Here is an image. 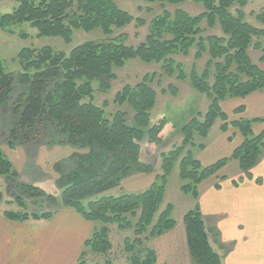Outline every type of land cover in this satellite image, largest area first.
<instances>
[{"label": "trees", "instance_id": "16d2710c", "mask_svg": "<svg viewBox=\"0 0 264 264\" xmlns=\"http://www.w3.org/2000/svg\"><path fill=\"white\" fill-rule=\"evenodd\" d=\"M131 1L158 4L161 12L146 23L143 18L133 17L120 9L115 0H15L16 6L11 12L0 14V29L28 23L37 30L36 37H60L67 43L71 41L73 31L78 29L85 32L99 29L108 38L84 42L68 54L56 52L49 46L24 47L17 54L19 70L14 79L0 60V105L16 80L27 89L25 96H18V104L13 108L19 130L26 132L23 139L29 138L28 134H32L41 120H46L66 134L70 145L86 146L92 152L83 155L82 162L79 161L74 170L62 173L56 180L61 191V206L74 210L86 221L100 223L84 241V251L76 264L94 261V254L108 256L112 253L109 238V225L112 224L119 230H133V237H126L122 242L129 264H155L154 249L144 243L172 229L176 223L171 217L172 205L168 203L163 208L161 205L167 177L176 163L179 176L185 181L180 190L191 194L194 200L193 207L182 217L190 264H222L227 248L220 241L218 229L205 223L198 204V186L217 174L230 159L236 160L241 172L250 179V170L264 156V132L252 131V125L262 119L240 117L228 121L220 106L227 98H244L264 90V71L248 54L250 47L264 53V12L249 13L263 26L256 27L245 19L246 0ZM186 1L201 4L203 11L193 15L178 7ZM169 6L175 7L169 10ZM136 9L151 11L147 5H138ZM132 21L137 26L147 25L142 41L130 45L125 42V33L112 36L115 29ZM213 27H218L220 34H207V29ZM20 36L27 37L25 33ZM192 49H195V60L207 55L201 73L193 65L187 74L183 64L175 59L176 56H188ZM135 58L159 64L166 77L177 80L189 77L191 86L204 94L209 104L205 113H197L180 128V144L159 154V173L145 190L112 194L108 191L118 187L121 180L132 173L154 171L151 164L140 160L143 141L147 139L148 144L159 145L162 130L173 126L164 116L151 122L150 111L157 96L151 86L155 72L144 75L134 85L125 84L114 96L116 105L127 104L133 111L132 125L127 123L126 113L121 110L107 117L106 101L101 106L94 104V83H98L99 90H107L110 81L115 79L114 68ZM259 60L264 61V55ZM167 90L173 95L178 92L172 84ZM167 90L162 89L161 93L165 94ZM243 109L239 106L234 112L240 113ZM216 120L222 122L221 131H226L228 126L236 128L242 142L233 149L230 157L204 166L194 157L191 148L196 146L195 136L205 139ZM10 134L14 138L16 130ZM34 134L41 135L40 132ZM197 148H204V144H198ZM0 176L11 182L17 177L13 163L1 148ZM233 183L237 184L236 181ZM218 187L216 184L215 188ZM18 189L33 201L44 198L58 203L56 197L45 194L37 186L20 184ZM15 201L23 210L4 211L8 220H48L55 213L29 212L25 200L16 197ZM102 258L104 264H111L110 256L109 259Z\"/></svg>", "mask_w": 264, "mask_h": 264}, {"label": "rangeland", "instance_id": "374dc122", "mask_svg": "<svg viewBox=\"0 0 264 264\" xmlns=\"http://www.w3.org/2000/svg\"><path fill=\"white\" fill-rule=\"evenodd\" d=\"M115 3L120 9L127 11L133 17L143 18L146 23H148L152 17L161 12V8L158 4H146L131 0H115ZM138 5H147V7L151 8V11H138L136 9ZM15 6V0H0V14L11 12ZM174 7L175 6H169L168 9L172 10ZM178 7L185 9L193 15L203 11L201 4H196L192 1H186ZM247 18L248 16H246L245 19L250 25L257 27V23L253 19L248 18V21ZM260 25L262 26L261 23ZM202 26L205 28L207 27L205 23H202ZM21 33H25L27 37L22 38L20 36ZM36 33L37 30L31 27L28 23L11 24L6 29H0V60L2 61L5 70L12 75L13 79L19 70L17 54L20 49L24 47L39 48L49 46L56 52L68 54L71 49L84 42L108 38V36L103 35L99 29L89 32H85L80 29L74 30L71 41L68 43L63 41L60 37L38 38L36 37ZM119 33H125L127 35V39L125 41L127 44L136 45L143 40L145 34L147 33V25L137 26L135 21H132L129 25L121 29H115L112 36H116ZM210 33L220 34V30L218 27L208 28L207 34ZM250 48L259 50L253 47ZM194 52L195 49H192L190 54L186 57H175L177 61L183 64L184 70L187 74L190 73L193 65L195 66L196 71L201 73L207 60V55H204L199 60H195ZM249 56L251 57V54H249ZM113 71L115 73V79L110 81V87L107 90H99L100 86L98 83H94V104L101 106L103 102L106 101L107 106L104 111L107 117L115 111H124L126 113V121L129 125L133 124V111L129 106H127V104L118 106L113 102L116 92L119 91L125 84L134 85L146 74H151L153 72L156 73L154 81L151 85L157 93L154 107L150 111L151 122H153L157 116L162 114L169 122H171L173 125V131L177 133L174 137V132L169 131L166 139H162L161 136L162 142L159 145H150L148 144L147 139L143 141L140 160L153 166V175L159 173V154L180 144L182 139L180 128L197 113H205L209 101L204 94L198 92L191 86L189 77L184 80H177L175 77H166L161 73L160 65L154 62L145 63L137 58L130 59L127 60L123 66L114 68ZM209 81H212V77H210ZM169 84L177 87L178 92L176 95H173L167 90V86ZM162 89L167 90L165 94L161 93ZM26 93V87L20 85L16 80H14L11 92L0 105V148L4 151L9 160L14 162V167L17 171V177L13 182L9 181L4 176H0V212L23 210L16 203V197H21L22 201L25 200L27 202L25 208L28 209L27 211L29 212L56 211L61 206L59 200L61 191L56 185V180L62 173L65 174L74 170L77 163L81 161L80 158L83 155L90 154L89 152H91L89 147L70 145L66 134L60 131L54 124H50L51 122L46 120H41V122L37 124L35 130L32 131V134H28L29 138L23 139V135L26 132L19 130L16 124L17 117L13 112V108L18 104V96H25ZM196 110L199 111L196 112ZM213 126L215 127V125ZM13 129H15L17 133L14 138L11 137L10 134ZM37 132H40L41 135L34 134ZM171 133L172 135L170 136ZM213 134L214 132L212 135ZM205 139H200L195 136L194 140L196 146L195 148H191L192 152L195 153L197 151V145L200 143H203L205 147ZM169 142L171 143L168 145ZM8 144H11V147ZM150 147H152V150H150ZM143 151H145L144 154ZM56 165H59V167H56ZM137 181V178L126 177L121 180L118 187L111 189L108 192L112 194H116L121 191L140 192L145 190L153 179H149L151 182L146 184L141 183L140 185L142 187H138L140 189H135L130 186L132 183H136ZM184 183L185 181H183L179 176V167L176 163L167 177L165 194L161 203L162 208L168 203L172 205L173 210L171 211V217L175 220H179L182 215L192 207L194 202L191 194L183 193L180 190V186ZM20 184H31L33 186H37L45 194L56 197V201L58 203H52L44 198L33 201L28 198L27 195H23L19 192L18 188ZM95 225L96 227H99L100 223L95 222ZM109 229L112 253L108 254V256L104 254H94L92 257L94 261L90 260L88 264H104V259L102 257L109 259L110 256V261H112V258L115 259L119 255L127 257L122 249V242L126 237H133V230H119L114 224L109 225ZM150 241L151 240L148 242L146 241L144 246L152 248ZM89 256H91V254ZM127 264H129L128 259Z\"/></svg>", "mask_w": 264, "mask_h": 264}, {"label": "crops", "instance_id": "0c3cea01", "mask_svg": "<svg viewBox=\"0 0 264 264\" xmlns=\"http://www.w3.org/2000/svg\"><path fill=\"white\" fill-rule=\"evenodd\" d=\"M243 10L249 19L257 23V27H262L249 13L264 12V0H246ZM248 54L264 71V61L259 60L263 52L248 48ZM220 106L228 121L240 117L261 118L252 125V131L264 132V90L244 98H227ZM239 106H243V111L235 113L234 109ZM163 116L161 114L154 120ZM221 124L216 120L215 127L209 130L205 139V147L192 152L204 166L230 157L233 149L242 142L236 128L228 126L226 131H221L218 128ZM169 131L174 132L172 127L167 126L162 130V139L167 138ZM176 135L174 132V137ZM250 174L252 178H246L238 162L230 159L217 174L198 186V204L205 223L218 229L220 241L227 248L222 264H264V156L250 170ZM153 176V172L132 173L127 178H137L138 181L130 186L140 189V184L151 182L149 179H154ZM235 181L237 184L233 183ZM216 184L218 188H215ZM3 213L0 212V264H76L84 251V241L96 227L95 223L86 221L74 210L63 206L48 220L18 222L8 220ZM182 217L174 219L176 223L172 229L150 241L156 253L155 264H190ZM110 263L127 264V257L119 255Z\"/></svg>", "mask_w": 264, "mask_h": 264}]
</instances>
